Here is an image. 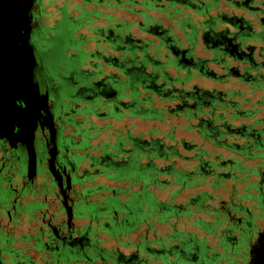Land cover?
I'll return each mask as SVG.
<instances>
[{
  "label": "flooded vegetation",
  "instance_id": "flooded-vegetation-1",
  "mask_svg": "<svg viewBox=\"0 0 264 264\" xmlns=\"http://www.w3.org/2000/svg\"><path fill=\"white\" fill-rule=\"evenodd\" d=\"M30 1L28 36H0V68L15 70L0 71L14 85H0V264H264V0H228V31L211 36L226 63L211 67L223 78L210 75L207 88L225 97L208 104V143L229 156L193 144L178 161L188 167H175L180 183L150 173L138 145L149 132L116 128L101 140L92 119H119L104 117L87 67L54 34L65 15L44 26L42 0ZM23 42L25 95L14 57Z\"/></svg>",
  "mask_w": 264,
  "mask_h": 264
},
{
  "label": "trees",
  "instance_id": "trees-1",
  "mask_svg": "<svg viewBox=\"0 0 264 264\" xmlns=\"http://www.w3.org/2000/svg\"><path fill=\"white\" fill-rule=\"evenodd\" d=\"M79 1L115 8L132 17L125 20L107 15L103 27L89 21L87 31L94 48L87 53L81 49L83 35L74 36L80 28L82 8H74L80 11L76 20H65L71 25L66 35L74 43V54L70 57L78 66L84 63L87 67L81 76L91 86L95 85L92 89L101 98L104 117L157 123L168 117H180L185 121V129H198L204 142L216 145L217 138H211L209 133L208 109L217 101L214 96L218 94L221 99L225 96L219 91L210 93L209 88L199 86L196 80L210 81V75L223 78L213 74L211 67H219L226 61L225 56L213 53L210 46L211 36L228 31L225 26L230 9L228 0ZM221 3L224 8H220ZM95 16L99 20L98 12ZM57 29L56 26L53 31ZM219 109L220 106L216 112ZM157 134L156 129H151L148 141L138 140L150 173L157 177L167 175L174 183L184 182L186 173L175 170L176 162H185L195 146L182 139L175 140L172 132L162 137L151 136ZM199 152L206 157L204 149ZM204 160L200 159V165Z\"/></svg>",
  "mask_w": 264,
  "mask_h": 264
},
{
  "label": "rangeland",
  "instance_id": "rangeland-1",
  "mask_svg": "<svg viewBox=\"0 0 264 264\" xmlns=\"http://www.w3.org/2000/svg\"><path fill=\"white\" fill-rule=\"evenodd\" d=\"M42 24L44 26H48L50 28H53L54 26L51 25L53 20H56L58 18V13H62L65 15L67 19L76 20V18L80 15V11L77 9H74L75 7H81L84 13L81 14L80 18L81 21L79 22L80 28L74 33V36L78 37V35H83L84 38V45L81 47V49L87 53L90 50L94 48L93 44L89 41V32L87 31L88 27L91 26L92 21L94 26L97 27H103L105 26V22L103 21L107 15H111L114 18H123L125 20H129L132 17L129 15H126L124 12L119 11L115 8H107L104 6H101L99 4H95L92 2L82 4L79 0H42ZM99 13V20L95 16L96 13ZM71 25L65 21L61 22L60 28L57 29V31H54V34L61 35V36H67V31L70 29ZM51 32V31H50ZM53 35V32H52ZM66 40H70V37L67 36ZM71 41V40H70ZM69 48L71 50L74 49V43L69 45ZM75 66V65H74ZM73 67V66H72ZM230 82V81H229ZM228 82V83H229ZM196 83L199 86L202 87H208L212 86V84L208 81L203 80H196ZM228 83L225 86H228ZM234 88H241L239 85L233 86ZM222 88V87H220ZM245 90V88H244ZM246 91V90H245ZM252 98H258L257 96H251ZM92 123L96 127L105 128L104 133L100 136L101 140H105L107 135L114 133L116 128H119L122 130V132H125L128 130L131 135L138 136L141 139L148 138V132L151 129H156L158 131L157 135H152V137L158 136L161 137L165 132H172L174 139L179 140L182 139L185 142H188L190 144L198 145L199 147L210 151V153H216L220 152L223 157H228L229 154L226 152H222L221 150H218L217 148H214L210 143L204 142L200 137L196 136L191 131H186L184 129V121L181 118L177 117H168L167 119L163 120L160 123L157 122H148L143 121L139 119L134 118H121L119 120H105V119H92ZM108 141H110V138H107ZM167 141V140H166ZM178 165L187 168L188 163H182L178 162ZM206 189L209 190V188L206 186ZM189 192L192 191V189L188 190ZM157 192V191H156ZM185 193L181 192L178 197H176V201H184L185 200ZM224 195V192H223ZM160 196V195H159ZM162 197V195H161ZM165 198L168 197V194L164 196Z\"/></svg>",
  "mask_w": 264,
  "mask_h": 264
},
{
  "label": "water",
  "instance_id": "water-1",
  "mask_svg": "<svg viewBox=\"0 0 264 264\" xmlns=\"http://www.w3.org/2000/svg\"><path fill=\"white\" fill-rule=\"evenodd\" d=\"M18 1L19 0H0V36H28L29 33V29H28V13H29V9H30V5H31V1L30 0H20L21 1V6H18ZM19 1V2H20ZM19 9H21V11L19 12ZM25 41V39H24ZM9 44V43H8ZM7 44V49L9 48ZM5 46V45H4ZM15 47V46H14ZM11 49H8L9 53H7L6 55H10L12 54V46L10 47ZM22 48L24 49L22 51V53H18L20 55H17V57L14 55L15 59H17V69L19 70L20 73V77H21V81L18 79H16L17 83H16V93H19V91L25 95L26 91L25 89L27 88V78H26V74H28L29 70H28V65L26 63V55L27 53H25L26 51V46L25 43L23 42V46ZM14 52V51H13ZM3 56V54H2ZM28 56V55H27ZM3 60V57H1ZM12 60V59H11ZM11 63V62H10ZM9 61L6 64H1V68L0 71H2L3 69H5V67H7V71L9 72H15L14 70V65L10 64ZM17 78V77H16ZM13 79V77L11 76V80ZM11 80L9 81L8 78H4V81L1 79V84L4 87L5 85H9V83L12 85L11 88H13V83L11 82ZM0 84V85H1ZM20 88V89H19ZM15 91V90H14ZM15 92H12L11 94H14ZM9 95V93H8ZM9 98V104L11 105V95L8 97ZM6 106L2 105V102L0 100V113L4 114L5 112L8 113V108ZM7 117V116H6Z\"/></svg>",
  "mask_w": 264,
  "mask_h": 264
}]
</instances>
